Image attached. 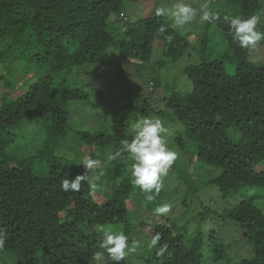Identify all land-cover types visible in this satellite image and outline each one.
I'll return each mask as SVG.
<instances>
[{"label":"trees","instance_id":"obj_1","mask_svg":"<svg viewBox=\"0 0 264 264\" xmlns=\"http://www.w3.org/2000/svg\"><path fill=\"white\" fill-rule=\"evenodd\" d=\"M144 1L0 0V83L10 88L0 101V229L8 234L0 257L15 258L4 263L114 264L106 253L93 259L94 252L103 251L102 230L111 228L125 232L130 244L136 243L127 264H264V63L258 57L264 41L254 51L241 49L232 43L224 22L225 16L258 15L257 0H234V8L219 10V20L207 24L217 23L222 31L236 63L235 75L227 73L223 59L191 64L185 73L192 91L164 99L165 110L156 112L172 113L182 126L172 145L179 153L188 141L194 142L197 160L219 169L211 183L228 202L222 204V211H213L199 200L202 207L197 213L190 211L182 224L168 214L156 216L153 210L163 204V189L146 202L145 194L120 168V159H106L107 146H119L127 128L120 119H115L120 129L112 136L84 134L89 146L84 151L101 161L98 200L85 187L67 193L60 188L62 178L73 179L71 168L63 156L48 149L71 130L66 102L85 95L84 90L68 88L72 71L103 66L111 46L122 62L144 65L151 62L159 44L174 63L192 45V34L170 27L166 16L128 20L125 3ZM258 30L264 32V26ZM207 41L206 37L203 43ZM25 59L42 73L25 76L12 88L8 83L14 72L7 68L26 64ZM142 104L145 108L131 106L128 111L137 110L138 119L155 112L147 98ZM40 119L47 125L46 146L28 157L14 155L11 148L19 127ZM194 176L187 170L179 173L188 186L184 197L198 194L200 184ZM183 202L186 209L181 216L192 209L187 199ZM157 233L160 245L168 248L162 257L148 247Z\"/></svg>","mask_w":264,"mask_h":264},{"label":"rangeland","instance_id":"obj_2","mask_svg":"<svg viewBox=\"0 0 264 264\" xmlns=\"http://www.w3.org/2000/svg\"><path fill=\"white\" fill-rule=\"evenodd\" d=\"M257 1L260 7L257 9V14L261 15L262 21H264V15H262L264 14V0ZM190 2L194 7H199L205 0H190ZM207 2L215 12L219 10L226 11L235 7L234 0H217V2L216 0H207ZM172 3L173 0H145L141 3L127 2L125 3L124 15L130 21L152 17L155 15V9L157 7L162 5L171 6ZM166 17L168 25L170 27H176L172 18L169 16ZM215 25L210 27L207 23L200 24L194 22L192 27L186 26V28L180 29L182 33L192 34L190 38L192 45L185 52L183 59L177 63L172 62L166 57L165 49H163L161 44L154 50L151 62L144 65H140L141 63L139 62H122L117 49L111 46L106 57L107 63L103 66L87 65L72 71V74L67 77L68 88L77 91L84 90L85 95L83 94L84 98L66 102V107L69 110L68 116L71 130L65 138L59 139L48 150H51V153L57 156H63L65 158L66 164L71 168L73 179L76 175L82 174L85 171L82 165L83 159L85 156H89V153L84 151L86 148H89L85 144L87 138L83 140L84 134L89 133L92 136L95 134H104L107 137L112 136L120 129L119 124L117 127L115 126V119H120L127 122V128L121 132L122 139H131L130 126L138 119L137 114L139 112L137 110H128L131 106L139 109L145 108L143 104L141 105V101L147 98L150 106L155 111H152L149 115L158 117L164 122L167 128V133L165 134L167 145L178 154L176 162L164 178V194L161 197V201L172 206L171 212L168 215L182 224L191 216L190 211L197 213L198 209L202 207L200 201L213 211H222V204H228V202L223 199L218 186L211 183V180L216 178L220 173L219 169L197 160V156L195 155L196 145L194 142L188 141L184 150L180 151V154L173 147V143L175 142V136L178 135V131H180V134L182 133V126L172 119V113H167L166 116L156 114L159 110H165L164 99L171 97L175 93L187 94L192 91V84L185 73V68L191 64L199 63L203 59H207L208 61L223 59L226 61L227 73L229 75H235L236 63L233 60V55L229 53V47L222 35V31ZM261 26H264V22L258 25V27ZM110 29H114V26L111 25ZM203 33L204 35L200 39ZM206 37L209 41L203 43ZM226 56L228 57L226 58ZM258 57L264 63L263 51H259ZM251 59L256 61L255 56H251ZM23 61L26 64L23 62L15 63V65L7 68V71L13 70L14 72L8 83L12 88L16 87L17 84L20 85L24 81L25 76L33 74L39 77L41 75L40 73H42L35 63H30L26 59ZM17 80L19 81L18 83ZM7 91H10V88L0 83V101L3 98L4 92ZM41 122L42 119L34 123L26 122L19 127L18 138L16 137L14 139L16 140V144L12 145L11 148V152L14 155L28 157L46 146L47 125ZM230 132L234 131L231 129ZM94 148L96 149L95 146ZM119 148L120 144L119 146L113 144L107 146L106 152H115ZM119 159L122 164L120 168H124L126 173L129 174L128 176H131L130 169L132 161L128 159L126 153H122ZM176 166H178L177 169ZM98 168L99 165L89 173L90 181L96 184L95 192L91 194L95 200H98L97 194L102 191L99 172H97ZM185 170H187L188 174L196 175L194 179L200 184L196 186L198 194H190V197H184L188 191V186L179 177V173H182V171L185 172ZM82 187H85L90 193L87 182H82ZM194 189H192L191 193L195 192ZM184 199L189 201L188 207L192 209L187 210L189 213L181 216L182 212L186 209L184 207ZM236 202H239V199ZM193 228L194 225L190 228L191 232L194 230ZM214 228L212 226V229ZM8 256L14 261V257L11 255ZM9 257H0L1 264L12 261ZM111 262L116 264V262L110 260Z\"/></svg>","mask_w":264,"mask_h":264},{"label":"clouds","instance_id":"obj_3","mask_svg":"<svg viewBox=\"0 0 264 264\" xmlns=\"http://www.w3.org/2000/svg\"><path fill=\"white\" fill-rule=\"evenodd\" d=\"M155 15L169 16L173 23L180 29L186 28L193 22L200 24H212L219 20V14L213 11L207 0L199 7H194L190 0H173L171 6H160L155 9ZM264 15V14H262ZM198 18V19H197ZM224 22L228 28V35L233 44L241 49L254 51L261 41H264V32L258 30L262 22L261 15H249L247 17L236 15L225 16ZM164 29L161 28V31ZM164 49V47H163ZM131 139L124 138L120 141V148L115 152H107V161L117 160L122 153H126L131 164V183L138 187L145 194V201L151 202L159 195L164 187V178L176 162L178 154L168 147L165 134L167 128L164 122L158 117L148 115L137 119L131 124ZM98 159L85 156L82 165L85 171L78 174L74 179L68 176L60 180V188L63 192H79L82 182H87L90 194L95 192L96 184L90 181V174L99 164ZM171 205L163 203L153 211L156 216H166L171 212ZM103 234L99 241V247L103 251L93 253V259H99L107 254V257L119 264L124 261L127 264V257L136 250V243L130 244L129 236L123 231H116L111 228L102 230ZM8 240V234L0 229V249H3ZM161 236L159 233L152 236L148 242L149 249H156V255L164 256L168 251L167 245H160Z\"/></svg>","mask_w":264,"mask_h":264}]
</instances>
